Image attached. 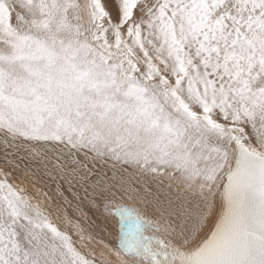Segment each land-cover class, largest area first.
Instances as JSON below:
<instances>
[{
    "label": "snow or ice",
    "instance_id": "snow-or-ice-1",
    "mask_svg": "<svg viewBox=\"0 0 264 264\" xmlns=\"http://www.w3.org/2000/svg\"><path fill=\"white\" fill-rule=\"evenodd\" d=\"M0 264H264V0H0Z\"/></svg>",
    "mask_w": 264,
    "mask_h": 264
}]
</instances>
